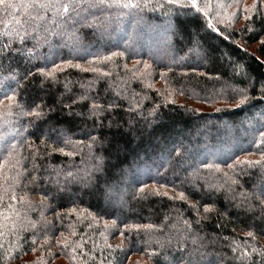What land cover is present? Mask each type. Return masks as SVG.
Returning a JSON list of instances; mask_svg holds the SVG:
<instances>
[{
	"label": "trees",
	"instance_id": "trees-1",
	"mask_svg": "<svg viewBox=\"0 0 264 264\" xmlns=\"http://www.w3.org/2000/svg\"><path fill=\"white\" fill-rule=\"evenodd\" d=\"M0 264H264V0L0 3Z\"/></svg>",
	"mask_w": 264,
	"mask_h": 264
},
{
	"label": "snow or ice",
	"instance_id": "snow-or-ice-1",
	"mask_svg": "<svg viewBox=\"0 0 264 264\" xmlns=\"http://www.w3.org/2000/svg\"><path fill=\"white\" fill-rule=\"evenodd\" d=\"M4 2V0H0V3H3Z\"/></svg>",
	"mask_w": 264,
	"mask_h": 264
}]
</instances>
